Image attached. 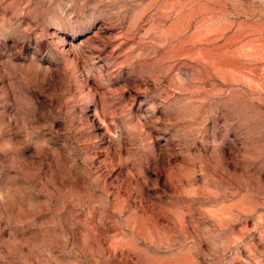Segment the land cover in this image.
Wrapping results in <instances>:
<instances>
[{
	"label": "clouds",
	"instance_id": "obj_1",
	"mask_svg": "<svg viewBox=\"0 0 264 264\" xmlns=\"http://www.w3.org/2000/svg\"><path fill=\"white\" fill-rule=\"evenodd\" d=\"M24 8L0 40L23 144H0V264H264V0Z\"/></svg>",
	"mask_w": 264,
	"mask_h": 264
},
{
	"label": "rangeland",
	"instance_id": "obj_2",
	"mask_svg": "<svg viewBox=\"0 0 264 264\" xmlns=\"http://www.w3.org/2000/svg\"><path fill=\"white\" fill-rule=\"evenodd\" d=\"M27 0H0V40L6 39L9 36L19 37L20 34V26L29 23V19L26 15L27 9L24 8V4ZM247 4L249 0H244ZM259 7V5H257ZM228 10H231L230 7ZM242 19V18H241ZM239 23V20L236 21ZM99 43V41H95ZM47 45L49 49V53H53V49L56 48V40L55 38H51L47 40ZM5 51H8L7 49ZM39 51V49H37ZM58 51V49H57ZM245 53H241L244 55ZM4 101L0 100V126H3V131L0 132V144L11 143L16 150H20L23 147L21 141H13L11 138L17 133V130L21 127V123L19 118L17 117L11 124L8 122L9 113L4 111ZM22 134V133H21ZM164 157H161L158 164L153 162V168L164 167ZM162 174V172L158 173ZM189 196L195 195L194 192H189ZM205 211L209 215H214V210L211 208L205 209ZM184 216L182 209L176 210V218L178 220H182Z\"/></svg>",
	"mask_w": 264,
	"mask_h": 264
}]
</instances>
